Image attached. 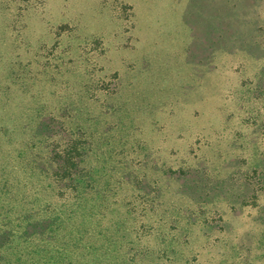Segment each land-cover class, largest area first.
I'll return each instance as SVG.
<instances>
[{
  "label": "rangeland",
  "instance_id": "obj_1",
  "mask_svg": "<svg viewBox=\"0 0 264 264\" xmlns=\"http://www.w3.org/2000/svg\"><path fill=\"white\" fill-rule=\"evenodd\" d=\"M0 264H264V0H0Z\"/></svg>",
  "mask_w": 264,
  "mask_h": 264
}]
</instances>
